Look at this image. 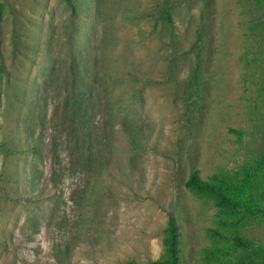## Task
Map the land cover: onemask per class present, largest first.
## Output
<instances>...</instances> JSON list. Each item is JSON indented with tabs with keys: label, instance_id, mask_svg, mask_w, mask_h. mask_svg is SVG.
<instances>
[{
	"label": "rangeland",
	"instance_id": "rangeland-1",
	"mask_svg": "<svg viewBox=\"0 0 264 264\" xmlns=\"http://www.w3.org/2000/svg\"><path fill=\"white\" fill-rule=\"evenodd\" d=\"M0 141V264H151L170 213L183 264H225L194 167L237 174L264 244V0H0Z\"/></svg>",
	"mask_w": 264,
	"mask_h": 264
},
{
	"label": "trees",
	"instance_id": "trees-1",
	"mask_svg": "<svg viewBox=\"0 0 264 264\" xmlns=\"http://www.w3.org/2000/svg\"><path fill=\"white\" fill-rule=\"evenodd\" d=\"M70 1V0H66ZM159 20L167 29L170 37H173L174 25L170 7H163L158 16ZM200 75L197 69H192L187 80L186 86L189 91H194L199 88ZM79 95L74 94L75 87L72 88V99L69 101L71 114L76 119L78 125L84 126L87 101L84 98V93L87 88L85 85L78 87ZM4 143L0 141V146ZM237 174H224L215 172L207 179L202 178L198 168L191 169L186 186L195 194L212 198L216 207L221 214L219 217L220 224H227V219L235 217L236 225L230 228L231 235L230 245L224 251L218 252L220 258L223 255L228 256L222 260L225 264H264V244L260 241L248 237L244 232V226L251 222V214L253 210L257 212L261 205L258 199L254 196L252 200L245 192L237 187ZM252 193V192H251ZM259 210V209H258ZM246 213H251L246 215ZM238 223V225H237ZM164 250L160 258L151 262V264H183L181 251V237L178 222L174 214L168 216L165 237L163 240Z\"/></svg>",
	"mask_w": 264,
	"mask_h": 264
}]
</instances>
